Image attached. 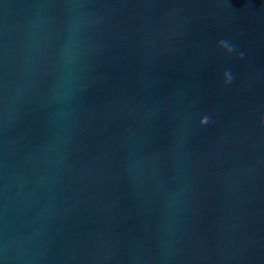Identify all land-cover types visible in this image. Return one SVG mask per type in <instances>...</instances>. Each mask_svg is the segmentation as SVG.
<instances>
[{
    "label": "water",
    "instance_id": "1",
    "mask_svg": "<svg viewBox=\"0 0 264 264\" xmlns=\"http://www.w3.org/2000/svg\"><path fill=\"white\" fill-rule=\"evenodd\" d=\"M0 264H264V0H0Z\"/></svg>",
    "mask_w": 264,
    "mask_h": 264
},
{
    "label": "clouds",
    "instance_id": "2",
    "mask_svg": "<svg viewBox=\"0 0 264 264\" xmlns=\"http://www.w3.org/2000/svg\"><path fill=\"white\" fill-rule=\"evenodd\" d=\"M222 44L224 45H227V41H221ZM229 51H234L235 48L234 46H231L228 48ZM240 56L242 57L243 56V53L240 54ZM225 77H226V80H225V83H231L232 79H233V76L231 75V72L228 71L225 73ZM207 121H202V123H206Z\"/></svg>",
    "mask_w": 264,
    "mask_h": 264
}]
</instances>
